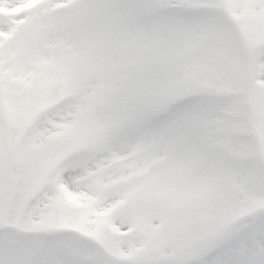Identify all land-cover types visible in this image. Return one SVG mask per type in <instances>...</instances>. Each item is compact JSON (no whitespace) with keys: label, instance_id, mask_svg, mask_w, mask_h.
Here are the masks:
<instances>
[{"label":"snow or ice","instance_id":"1","mask_svg":"<svg viewBox=\"0 0 264 264\" xmlns=\"http://www.w3.org/2000/svg\"><path fill=\"white\" fill-rule=\"evenodd\" d=\"M0 264H264V0H0Z\"/></svg>","mask_w":264,"mask_h":264}]
</instances>
